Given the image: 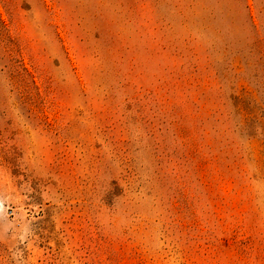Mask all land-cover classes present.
<instances>
[{"label": "rangeland", "instance_id": "rangeland-1", "mask_svg": "<svg viewBox=\"0 0 264 264\" xmlns=\"http://www.w3.org/2000/svg\"><path fill=\"white\" fill-rule=\"evenodd\" d=\"M0 264H264V0H0Z\"/></svg>", "mask_w": 264, "mask_h": 264}]
</instances>
